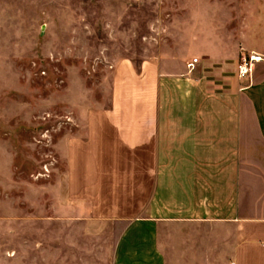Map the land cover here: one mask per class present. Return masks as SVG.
Segmentation results:
<instances>
[{
  "label": "crops",
  "instance_id": "0c3cea01",
  "mask_svg": "<svg viewBox=\"0 0 264 264\" xmlns=\"http://www.w3.org/2000/svg\"><path fill=\"white\" fill-rule=\"evenodd\" d=\"M177 5L138 19L151 32L134 50L103 48L101 95L56 143L51 204L8 218L0 264H264V0Z\"/></svg>",
  "mask_w": 264,
  "mask_h": 264
},
{
  "label": "rangeland",
  "instance_id": "374dc122",
  "mask_svg": "<svg viewBox=\"0 0 264 264\" xmlns=\"http://www.w3.org/2000/svg\"><path fill=\"white\" fill-rule=\"evenodd\" d=\"M175 1L0 0V230L51 204L42 193L60 166L55 146L101 95L103 48L134 50L151 32L138 19L182 12Z\"/></svg>",
  "mask_w": 264,
  "mask_h": 264
},
{
  "label": "built area",
  "instance_id": "2783aa9c",
  "mask_svg": "<svg viewBox=\"0 0 264 264\" xmlns=\"http://www.w3.org/2000/svg\"><path fill=\"white\" fill-rule=\"evenodd\" d=\"M263 56L258 53L251 52L246 56H243L237 63V75L239 79L246 81L248 84L242 88H246L253 81L255 65L261 61ZM198 61V58H194L193 61L188 63L190 68L194 67V64Z\"/></svg>",
  "mask_w": 264,
  "mask_h": 264
}]
</instances>
